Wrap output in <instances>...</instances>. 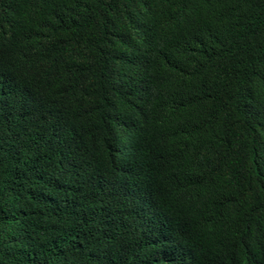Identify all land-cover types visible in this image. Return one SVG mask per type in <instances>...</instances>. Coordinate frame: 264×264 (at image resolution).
Instances as JSON below:
<instances>
[{
	"label": "trees",
	"instance_id": "trees-1",
	"mask_svg": "<svg viewBox=\"0 0 264 264\" xmlns=\"http://www.w3.org/2000/svg\"><path fill=\"white\" fill-rule=\"evenodd\" d=\"M0 264H264V0H0Z\"/></svg>",
	"mask_w": 264,
	"mask_h": 264
}]
</instances>
